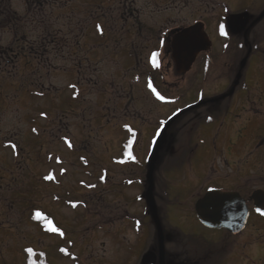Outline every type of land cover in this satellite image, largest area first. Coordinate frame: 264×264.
I'll return each instance as SVG.
<instances>
[{"label":"flooded vegetation","instance_id":"flooded-vegetation-1","mask_svg":"<svg viewBox=\"0 0 264 264\" xmlns=\"http://www.w3.org/2000/svg\"><path fill=\"white\" fill-rule=\"evenodd\" d=\"M14 3L0 0V120H23L28 127L0 131V188L14 189L9 193L14 206L23 205V200L30 203L27 210H33L26 220L43 229L44 209L34 201L40 194L36 189L43 182L58 187L59 178L66 175L58 169L59 129L69 126L60 128L59 118L68 121L87 108L77 109L73 100L61 101L55 95L59 75L72 74L78 79L73 97L78 87L91 88L93 82L102 86L101 95L108 87L113 90L109 100H92L97 108L110 109L95 117L97 155L103 161L99 168L95 165L97 180H80L86 191L82 195L69 196L71 185L62 187H68L63 195L54 191V207L81 206L90 216L96 202L103 235L107 230L118 233L113 241L120 258L113 264H143L147 254L148 264H264V162L258 171L262 184L250 188L244 179V194L197 186L196 173L186 168L195 152L192 139L212 124L216 112L220 120H227L233 106L227 101L214 110L212 103L217 101L205 99L201 87L195 104L178 107L192 90L190 77L204 75L208 87L220 80L225 97L231 98L247 87L245 77L257 54L264 71V0H21L18 9ZM60 45L71 62L64 70L58 65ZM43 102L50 110L42 109ZM236 113L231 115L236 121L232 135L241 141L249 119ZM155 115L166 119L154 129L149 124ZM81 118L77 120L90 132L85 113ZM227 137V149L236 154L238 143L233 145ZM66 143L79 154L83 167H89V144L75 149L77 143ZM255 146L264 151V133ZM84 170L88 176L89 168ZM48 175L53 179L45 180ZM212 189L237 192L249 208L245 220H235L244 214L234 212L235 203L228 202L223 203L226 209L203 221L197 204ZM96 190L97 200L91 197ZM128 235L143 244L141 253L133 252ZM73 243L59 247L63 255L78 259L80 253L71 254Z\"/></svg>","mask_w":264,"mask_h":264},{"label":"rangeland","instance_id":"rangeland-1","mask_svg":"<svg viewBox=\"0 0 264 264\" xmlns=\"http://www.w3.org/2000/svg\"><path fill=\"white\" fill-rule=\"evenodd\" d=\"M13 1L16 3L15 7L18 9V3H20L21 0ZM78 17L79 16L76 18ZM62 28L67 30L66 27L62 26ZM65 56L66 49H63L62 45H60L58 65L62 70L68 68L71 64ZM260 58L261 56L259 57V54H257L251 62V70L245 77V84L247 87L245 89L239 88L231 98L225 97L224 93L227 91H225L226 89L220 85V80L218 81L219 83L217 82V85H211L208 87L205 86L207 80L204 75L198 76L199 78L197 80H195L194 77H192V79L190 77L189 79L190 84L192 85V90L190 93H186V95H189L182 98L178 107L183 108L187 105L193 104L197 95L196 91L201 87L205 92V99L212 98L211 101H217L212 103L214 110H219L220 107L218 106L222 105L223 107V104L225 105L227 101L233 106L232 111H229L231 112L230 115L228 114V117L225 115L228 118L227 120H220V112H216L214 114L215 120L211 121L212 124L204 127L202 130L203 132L192 139L195 152L191 155L186 168L191 169L196 173V179L198 180L197 186L200 185L204 188L216 187L228 191L239 190L244 194L245 186L242 185L244 179L248 178L245 183H248L250 188H257L262 184V174H258V171L259 164L264 162V151L262 149L256 150L255 146L258 135L264 133V71H260L261 68L260 66L258 67ZM261 65L263 66V64ZM254 68L259 70L256 71ZM93 77L95 78V76ZM216 78L218 79V77ZM77 80V77L72 74H60L57 78L59 93L55 92V95H59V100H73L74 104L77 107H80L77 109H81L85 105L87 108L83 112H80L78 117L72 116L68 121L64 119L60 120L59 118L60 128L64 125L69 126L67 127L68 130L62 132L59 129L60 161L58 169H60V171L62 169L65 170L66 175L65 178H59L61 182L58 187H50L43 182V186L36 189L40 194L37 195L39 197H36L34 201L38 208L44 209V215L42 216L43 229L41 230L40 226L33 221L26 220L33 210H27L30 203L23 202V200V205L19 204L18 206H14L16 200L13 198V195L11 197L9 196V193L13 192L14 189L0 188V227L1 224L4 226L3 228L1 227L2 231H0V264H27V258L31 259L30 264H107V262L113 264L115 258H120V255H117L116 253L117 246L113 241L118 236V233L116 231L107 230L104 231L105 236L103 235L96 202L92 205L90 216H87L85 214L86 212L84 214L82 213L81 206H79L77 210L66 209L67 207L64 208L61 205H58L59 207L53 206V202H55L53 193L55 191V194H58L56 191H59L60 195L65 194L68 187L64 190V188H62L63 186L71 185L69 191H73V194H70L69 196L82 195L86 192L80 185V180H86L88 183H93V181L97 180L98 164L103 163L102 159L100 158L99 160V155H97V153H99V137L98 130L96 129L98 118L95 117H98V111L107 112L110 111V109L97 108L98 106L94 104L92 100H97L99 98L109 100L111 98L110 93H112L113 89L110 90L108 87V89L101 95L102 91L99 92L98 87L102 88V86L96 87L93 85V82L91 84L92 87H89L92 90L91 93V90H88V86L86 87V85L84 84V86L82 83L81 86H83L81 88L77 86L78 93L73 97L74 90L72 88L73 85L78 84ZM213 94H215L216 97L213 98ZM242 97V102L245 100L244 103L241 102ZM222 100H224V102L221 103L220 101ZM58 106L62 109H65L66 107L64 103L61 104L60 102ZM191 108L192 107L186 110ZM42 109L50 110L49 105H46L44 102L42 103ZM174 109H172V111ZM235 109L237 110L236 115H245L244 119H249L247 122V134L241 141H236L237 137L232 135V130L235 129L234 125L236 121L232 122L233 119L231 115L234 114L236 111ZM84 113L91 123L90 132L88 130L86 131L83 127V123L77 120L79 118L81 120ZM165 119L166 118L163 116L157 118L155 115L150 120L149 126H152V128L154 127L155 129L156 123ZM88 120L86 122H88ZM66 122L68 123L65 124ZM221 125L225 126L220 129ZM239 125H241V122ZM27 127L28 123L23 120L20 122H15L7 118L0 120L1 132H7L9 129L14 131L18 129L25 130ZM154 129L149 130L151 135L153 134ZM86 134H90V137ZM228 134L231 136L230 138L233 139V145L238 143L236 154L227 149V145L229 144L227 137ZM66 139H68L71 144L77 143L75 149L76 147L81 148L80 145L83 143L86 144L84 146L87 148V144H89L88 148L90 151H93V153L87 155L90 161L89 167H83L82 162L79 161V154L75 152L73 153L69 150ZM250 147H252L251 150ZM95 165H97L98 168H96ZM86 168H89L90 170L88 176L86 175L87 172L84 170ZM43 173L46 174L47 169L44 170ZM226 184H228V186ZM27 190L29 191V189ZM182 193L184 195L187 194L188 189ZM98 195V190L94 192L91 191V197H94L96 200L98 199ZM52 215L56 222L51 219L50 216ZM22 217H24V221L22 220ZM49 221H51L52 226L58 228L59 231H49ZM8 227H10L9 232ZM61 232L63 235H61ZM124 234L125 233L119 235V238ZM127 238L129 240L128 243L132 245L131 249L134 253H137V251L141 253L143 251V244H138L135 238L130 235H128ZM69 241L74 242L70 247L71 254L80 253L78 254L80 258L71 259L69 255H63L64 251H61V247L59 246H67ZM127 248L130 252V248L128 246ZM29 249H31V251H29ZM117 264H123V262H118Z\"/></svg>","mask_w":264,"mask_h":264},{"label":"water","instance_id":"water-1","mask_svg":"<svg viewBox=\"0 0 264 264\" xmlns=\"http://www.w3.org/2000/svg\"><path fill=\"white\" fill-rule=\"evenodd\" d=\"M189 68V67H188ZM161 140L158 142L156 148L160 146ZM235 203L236 207L233 208L234 212H239L244 214V217H235L236 221H241L242 218H246L247 214L249 213V208L247 207L245 201L237 192H222L220 190H210L205 197L199 201L197 204L198 214L202 218L203 221H207V216L210 217L213 213H219L221 209L227 208L226 205L223 203ZM231 209V207H230ZM232 210V209H231ZM236 222L235 224H237ZM151 259L150 254H147L144 257L143 264H148L149 260Z\"/></svg>","mask_w":264,"mask_h":264},{"label":"snow or ice","instance_id":"snow-or-ice-1","mask_svg":"<svg viewBox=\"0 0 264 264\" xmlns=\"http://www.w3.org/2000/svg\"><path fill=\"white\" fill-rule=\"evenodd\" d=\"M98 28H99V26H98ZM220 30H221V32L223 33V31H224V26H223V25L220 26ZM157 95L159 96L158 93H157ZM160 98L163 99V97H160ZM42 115H43V114H42ZM69 146L71 147L70 144H69ZM44 179H45V180H51V179H53V177H52L51 175H48V176H45ZM73 206H75V205H73ZM257 211L260 212V209H257ZM261 214L264 215V212H261ZM36 215H37V217H40V213H36ZM48 228H49V231H52V232H57V231H59L58 228H55V227L52 226L51 221H49ZM61 235H63L62 232H61ZM29 251H31V249H29ZM61 251H63V249H62Z\"/></svg>","mask_w":264,"mask_h":264},{"label":"trees","instance_id":"trees-1","mask_svg":"<svg viewBox=\"0 0 264 264\" xmlns=\"http://www.w3.org/2000/svg\"><path fill=\"white\" fill-rule=\"evenodd\" d=\"M185 158H187V157H185ZM30 261H31V259H30ZM30 264V263H29Z\"/></svg>","mask_w":264,"mask_h":264}]
</instances>
